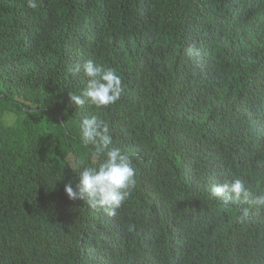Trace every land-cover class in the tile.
Returning a JSON list of instances; mask_svg holds the SVG:
<instances>
[{"label":"trees","instance_id":"16d2710c","mask_svg":"<svg viewBox=\"0 0 264 264\" xmlns=\"http://www.w3.org/2000/svg\"><path fill=\"white\" fill-rule=\"evenodd\" d=\"M250 2L255 27L247 14L235 17L247 9L244 0L210 1L219 22L211 57L199 52L170 68L146 67L155 86L173 89L170 97L135 73V54L119 52L157 47L162 23L179 15L174 0H35V8L0 0V264L95 260L96 245L83 254L80 230L60 208L51 211L54 198L68 203L58 186L79 183L72 161L100 162L80 138V121L91 116L109 125L112 147L133 161L136 183L122 212L136 218L135 229L160 244L168 231L191 228L181 264H264V208L241 220L246 204L210 196L213 184L233 178L264 195L257 167L264 160V0ZM89 59L120 75L116 104H72L69 93L87 84L75 68Z\"/></svg>","mask_w":264,"mask_h":264},{"label":"clouds","instance_id":"9594fccd","mask_svg":"<svg viewBox=\"0 0 264 264\" xmlns=\"http://www.w3.org/2000/svg\"><path fill=\"white\" fill-rule=\"evenodd\" d=\"M210 1L174 0L179 15L171 24L162 23L163 37L157 47L145 44L141 49L128 48L119 52L121 57L126 52L129 53L127 55L135 54V73L141 70L145 82L171 97L173 89L155 86L147 77L146 67L170 68L199 52L211 57V37L218 30L219 22L215 21L217 16L209 6ZM246 4L248 6L249 0H246ZM29 7H36L35 0H29ZM192 11L194 13L189 14ZM247 19L251 24L250 13ZM200 23L204 25L202 31L198 30ZM141 57L142 64L139 67ZM205 61H199L198 64L203 68ZM81 67L87 77V84L79 94L69 93L72 104L81 107L88 103L100 109L119 101L123 92L122 79L115 69L103 68L91 59L82 66L77 65L75 71L80 72ZM79 127L82 143L91 146V158L100 162L96 166H85L81 159L73 160L70 168L72 171L75 169L73 173L78 174L79 183L69 181L63 190L60 187L65 182L58 186L56 194L58 192L59 197H65L68 203H56L58 199L54 198L51 210L60 208L66 222L80 230L78 237H75L79 250L85 254L83 246L90 243L96 245L97 253L91 264H158L159 260V264H181L192 242L193 230L181 228L168 231L167 236L161 235L165 236L163 241L156 244L148 239L145 232L135 229L136 218L126 219L122 212L136 183V169L131 157L119 148L112 147L109 125L96 116L82 119ZM201 151L223 166L224 161L214 148L205 147ZM257 167L264 168V160L257 161ZM221 182L211 186L210 196L222 199L230 195L246 204L248 207L238 210L241 220L249 216V209L264 208V195L252 191L240 178ZM144 220L157 223L151 218Z\"/></svg>","mask_w":264,"mask_h":264},{"label":"bare ground","instance_id":"6f19581e","mask_svg":"<svg viewBox=\"0 0 264 264\" xmlns=\"http://www.w3.org/2000/svg\"><path fill=\"white\" fill-rule=\"evenodd\" d=\"M245 3H246V2L244 1V8H245ZM257 5H258V3H255V7H254V8H256ZM252 7H253V5H251V2H250V0H249V4H248V6H247V9L244 10L243 12H240L241 14H238V15H236L235 17L238 18V17H240V16H243V15H246V14L250 13ZM254 8H253V9H254ZM230 20H231V18H230ZM100 23H101V24H104L105 21H100ZM250 25L253 26L252 23H251ZM253 27H255V26H253ZM258 28H260V27H258ZM142 56H144V52H143Z\"/></svg>","mask_w":264,"mask_h":264}]
</instances>
